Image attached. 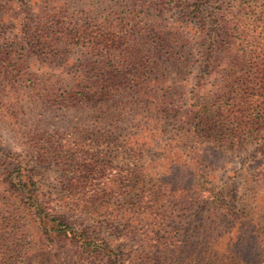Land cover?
Returning a JSON list of instances; mask_svg holds the SVG:
<instances>
[{
    "label": "trees",
    "instance_id": "obj_1",
    "mask_svg": "<svg viewBox=\"0 0 264 264\" xmlns=\"http://www.w3.org/2000/svg\"><path fill=\"white\" fill-rule=\"evenodd\" d=\"M124 1L123 11L104 12L105 25L65 21L68 0H39L28 17L29 45L85 53L68 89L45 97L103 112L94 131L126 154L117 163L84 160L55 200L45 199L34 171H19L12 184L28 215V264L37 254L59 264L64 248L79 261L124 264L113 240L91 233L96 211L109 216L110 232L123 228L141 238L136 264H180L183 255L191 264H252L242 252L250 236L259 248L255 264H264L260 191L231 198L209 169L216 157L250 145L264 156V0H224L226 7L220 0H177V21L167 19L163 0ZM211 2L218 6L207 14ZM130 97L158 114L153 124L127 120L131 104L123 101ZM135 128L143 136L127 131ZM154 149L162 153L146 166ZM178 171L189 185L170 180ZM256 171V187L264 189V159ZM253 183L248 177L245 187ZM179 214L184 235L171 237L167 229ZM163 231L168 237L159 238ZM5 251L0 264H17L16 251Z\"/></svg>",
    "mask_w": 264,
    "mask_h": 264
},
{
    "label": "rangeland",
    "instance_id": "obj_2",
    "mask_svg": "<svg viewBox=\"0 0 264 264\" xmlns=\"http://www.w3.org/2000/svg\"><path fill=\"white\" fill-rule=\"evenodd\" d=\"M38 1L0 0V252H6L7 247L15 250L13 261H17V264H28V248L32 246L28 240V215L23 210L17 188L12 184L19 171L27 174L28 170L34 171L38 182L43 185L45 199L55 200L65 196L63 190L69 182L71 171L75 172L76 166L84 160H114L117 163L126 157L121 151L110 149L94 131L98 119L105 118L103 112L90 105L78 109L65 101L45 97L52 90L62 95L68 89L67 85L72 83L71 80L78 73L85 53L80 47L68 54L55 47L46 49L29 45L32 38H28V24L31 25L28 17L35 15L32 7ZM176 2L177 0L162 1L163 7L170 10L167 19L172 21H177L181 16ZM219 4L227 6L224 0H220ZM124 6V0H68L64 5L63 15L68 23H77L80 20L82 23L105 25L108 16L104 12L119 7L123 11ZM216 6L218 5H213L212 2L206 5L207 14ZM123 102L131 104L125 113L130 122L135 121L145 126L153 124L158 116L143 102H136L131 97ZM173 123L171 120L168 122V137L174 134ZM142 128L143 125L140 129ZM140 129L127 131L143 136ZM127 133L124 131L123 135ZM160 153L161 150L154 149L146 155V166L156 162ZM263 159L264 156L260 155L257 147L250 145L248 150L236 156L216 157L209 169L217 177L219 186L228 188L225 194H229V197L238 199L249 196L250 189L260 191L257 204L261 205L264 189L256 187L255 180L256 169ZM248 177L254 182L251 188L245 187ZM156 179L149 181L152 180L155 184ZM170 180L181 182L179 184H190L189 176L182 171L173 174ZM108 217L105 211H96L93 221L89 223L91 233L96 238L113 240L120 250L124 264H134L135 260L132 258L140 249L141 238L133 235L127 237L123 228L110 232L107 228ZM184 217L179 214V218L172 225L173 229H167L173 232L169 236L184 235ZM165 236L168 237L163 231L158 237ZM250 237L242 252L248 254L251 263L255 264L259 248L253 236ZM66 249L61 250L62 259L59 264H104L103 260L93 263L79 261L77 255H68ZM186 250L189 252L190 249ZM30 263L49 264V261L45 256L37 254ZM179 263L191 264L186 255L181 256Z\"/></svg>",
    "mask_w": 264,
    "mask_h": 264
}]
</instances>
